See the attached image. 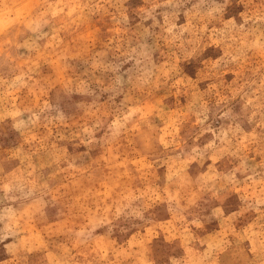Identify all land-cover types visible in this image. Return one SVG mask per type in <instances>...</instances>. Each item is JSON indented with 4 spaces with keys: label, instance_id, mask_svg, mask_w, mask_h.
Here are the masks:
<instances>
[{
    "label": "rangeland",
    "instance_id": "374dc122",
    "mask_svg": "<svg viewBox=\"0 0 264 264\" xmlns=\"http://www.w3.org/2000/svg\"><path fill=\"white\" fill-rule=\"evenodd\" d=\"M262 45L264 0H0V264H264Z\"/></svg>",
    "mask_w": 264,
    "mask_h": 264
},
{
    "label": "snow or ice",
    "instance_id": "6c2138e0",
    "mask_svg": "<svg viewBox=\"0 0 264 264\" xmlns=\"http://www.w3.org/2000/svg\"><path fill=\"white\" fill-rule=\"evenodd\" d=\"M262 48H264V45L261 46ZM251 103V102H249ZM261 108L262 110H264V98H262V101H261ZM204 179H207V178H201V182H203ZM177 181L180 182L181 181V177L178 175L177 176Z\"/></svg>",
    "mask_w": 264,
    "mask_h": 264
}]
</instances>
